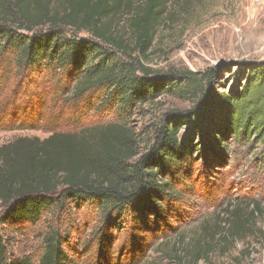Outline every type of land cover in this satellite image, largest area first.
<instances>
[{
	"label": "trees",
	"instance_id": "trees-1",
	"mask_svg": "<svg viewBox=\"0 0 264 264\" xmlns=\"http://www.w3.org/2000/svg\"><path fill=\"white\" fill-rule=\"evenodd\" d=\"M169 1L0 0V52L15 54L18 67L34 77L46 72L60 78L61 88L52 92L70 94L81 106L78 119L91 111L117 118L76 132L47 126L44 138L20 136L0 145V264H78L75 256L91 251L93 242L96 264H125L111 255L118 231L146 229L154 230L150 237L164 236L160 224L168 212L161 204L175 194L168 175L188 157V143L176 136L186 123L211 127L216 143L225 133L264 149V62L240 64L234 73L240 88L231 93L218 91V67L159 74L144 63ZM181 82L196 95L194 105L166 115L148 153L135 160L139 143L127 123L131 113L164 86ZM84 206L98 211L100 222L87 224L84 229L95 234L72 251L66 246L71 232L60 220ZM221 213L213 230L203 228L213 235L211 243L197 240L191 246L194 261L212 245L226 254L229 244L261 231L264 204L228 201ZM40 222L45 226L33 236L24 232L26 224ZM12 232L24 237L25 250L12 247ZM128 242L133 255L137 239L120 244Z\"/></svg>",
	"mask_w": 264,
	"mask_h": 264
},
{
	"label": "rangeland",
	"instance_id": "rangeland-1",
	"mask_svg": "<svg viewBox=\"0 0 264 264\" xmlns=\"http://www.w3.org/2000/svg\"><path fill=\"white\" fill-rule=\"evenodd\" d=\"M261 62H264V0L260 4L254 0H170L144 61L159 74L201 73L218 67L217 89L224 93L240 88L234 75L240 64ZM58 79L46 72L34 77L18 67L15 54L0 52V145L20 136L44 138L48 135L47 126L52 130L76 132L117 119L115 113L100 117L92 111L78 119L81 106L70 99V94L57 97L52 92L54 86L58 89L63 84L62 80L57 83ZM195 98L183 82L178 86L169 84L157 98L131 113L127 123L136 131L139 143L135 160L148 153L165 116L187 112ZM209 133L214 134V131L205 124L199 127L186 123L177 128L179 142L189 145L188 157L185 162L179 161L168 175L175 194L160 203L164 212H168L165 223L160 224L164 236L150 237L154 230L146 229L140 233L139 230L118 231L119 241L112 245L111 254L115 259L119 257L125 264H264V217L257 225L261 231L243 242L229 244L230 251L226 254L215 245L198 261L188 254L197 240L211 243L213 235L203 228H215L228 201L250 199L264 204L263 146L225 133L216 143ZM60 221L71 232L66 246L73 251L94 233L84 228L100 222L99 212L84 206ZM44 226L43 222L35 227L26 224L24 232L33 236ZM9 236L13 237L15 250L27 248L23 236L13 232ZM128 237L131 242L137 239L133 255L127 250L130 242L120 244ZM33 241L30 239L28 243ZM90 250L82 257L75 256L78 264H96L95 242ZM141 251L144 253L139 256Z\"/></svg>",
	"mask_w": 264,
	"mask_h": 264
},
{
	"label": "built area",
	"instance_id": "built-area-1",
	"mask_svg": "<svg viewBox=\"0 0 264 264\" xmlns=\"http://www.w3.org/2000/svg\"><path fill=\"white\" fill-rule=\"evenodd\" d=\"M255 3L260 4L262 0H254Z\"/></svg>",
	"mask_w": 264,
	"mask_h": 264
}]
</instances>
